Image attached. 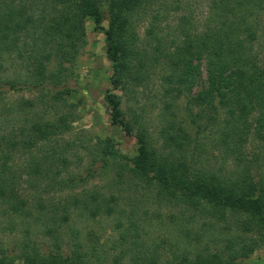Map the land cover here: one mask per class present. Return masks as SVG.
<instances>
[{
    "label": "rangeland",
    "instance_id": "1",
    "mask_svg": "<svg viewBox=\"0 0 264 264\" xmlns=\"http://www.w3.org/2000/svg\"><path fill=\"white\" fill-rule=\"evenodd\" d=\"M219 1L147 0L140 12L130 14L139 38L137 50L144 54L155 53V47L162 53L171 52L177 42L170 40L177 35L180 41L183 27L196 35L215 26L214 21H209L215 4L220 10L236 7V0H222L221 5ZM96 7L103 15L101 28L96 27L94 17L87 16L86 42L79 43L78 51L65 46L58 49L46 43L44 35L37 38L38 33L30 29L23 32L18 41H10L3 53L5 65L0 66V77L27 80L28 83L19 90H8L0 99V138L6 134V143L10 145L7 148L6 144H1L0 159L4 158L6 165L14 169L10 174L14 180L10 179L9 186L19 188L21 199L30 201L42 191L40 195L46 205L50 201L57 202L47 218L51 226L57 227L58 238H53L45 225H34L36 221L24 217L20 210L10 211L0 197V256L6 255L8 263L14 258L12 264H24L21 254L29 250L39 262L46 261L45 264L47 261L55 264H131L134 252L141 249L143 253L149 248L148 253L156 256L159 263L166 264L173 255L193 254L206 244L212 250H219L224 240L232 235L231 231L223 229L230 220L187 204L179 194L176 198L166 197L160 192L157 177L139 183L137 180L131 182L130 174L138 154L139 125H143L149 137L151 153L144 169L151 175L165 173L160 156L169 152L184 162L187 160L186 166L196 173L222 167L225 177L229 172L234 174L239 167L234 159L237 152H230L223 159V148L218 147L221 127L213 125L208 114L215 110L207 101L203 107L195 100L208 85L205 58L193 61V65L200 64L201 77L196 75L190 90L186 85L164 80V75L168 78L173 72L163 55L155 64L141 69L137 67L140 57L135 58L133 62L142 81L116 84L105 32L111 16L109 0H96ZM52 8L47 5L37 16L48 18ZM260 17L264 19V11ZM160 41L166 47L164 44L163 48L158 46ZM261 48L264 50V46ZM52 49L55 53L48 59V51ZM258 56L264 57V51ZM37 64H43L46 77L39 86L33 87L29 83L32 80L29 70ZM177 87L181 90H171ZM110 92L120 97L125 127L112 121L106 98ZM4 103L8 108L5 111ZM220 109L222 112L223 107ZM252 115L256 116L253 112ZM252 115L246 116L251 125ZM171 123L184 127L198 140L202 134L209 135L200 142L197 155L192 157L185 149L173 151L172 141L165 132L167 128L173 131ZM34 126L43 129V133L39 132L42 137L32 135ZM228 140L232 148L234 137ZM242 140L244 144L238 145L241 156L251 161L255 155L261 156L252 161V172H264V144L253 137L251 128ZM111 148L117 153L111 154ZM52 162L60 166L62 174L75 180L73 188L64 184L59 191H45L40 182L37 183L40 190L30 188L26 170L38 163L45 171L49 168L55 171ZM94 194L98 201H90ZM78 195L88 203L77 202L74 196ZM69 200L73 203L70 202L69 207L71 220L61 227L53 225L58 219L57 213L62 212H57L58 209H63L64 202ZM43 221L47 222L46 217ZM28 226L31 227L26 229ZM243 264H264V246Z\"/></svg>",
    "mask_w": 264,
    "mask_h": 264
},
{
    "label": "trees",
    "instance_id": "2",
    "mask_svg": "<svg viewBox=\"0 0 264 264\" xmlns=\"http://www.w3.org/2000/svg\"><path fill=\"white\" fill-rule=\"evenodd\" d=\"M146 1L109 0L111 16L105 32L108 55L113 62L114 82L118 84L123 81L124 85L127 81L141 82L142 79L133 62L134 59L140 57L137 67L141 69L147 67V64H155V61L163 55L173 72L168 74V78L164 75V80L170 84L186 85L190 87V90L196 75L201 77L200 64L193 65V61L204 57L208 85L198 94L199 96L195 97V100L203 107L207 101L212 106L211 109L215 110L214 113L208 114L212 124L221 127L222 133L218 139V147L223 148V159H226L224 158L226 154L230 155V152L235 151L237 153L234 159L239 167H236L234 174L229 172V176L225 177H223L225 171L222 167L219 170L209 168L196 173L195 170L186 166L187 160L184 162L169 152L160 156L161 164L166 169L165 173L160 176L151 175L144 169L151 153L149 137L143 125H139L138 154L135 157L134 166L130 168L131 182H148L157 177L161 184L160 192H164L166 197L176 198L179 194V197L187 204L208 212L209 215L230 220L223 229L231 231L232 235L224 240L222 248L212 250L206 244L193 254L173 255L165 262L166 264H243L258 248L264 246V172H252V161L259 160L261 156L255 155L251 158L252 161L247 160L241 156L242 152L238 148L239 144H244L242 137L249 133L250 128L253 129V137L264 144V64H262L264 57L258 56L264 51L261 48L264 46V19L260 17L264 11V0H236V7L233 10L230 8L220 10L215 4L212 8L213 15L209 17L210 22L216 23L215 26L196 35H192L187 31L188 29L183 27L180 41L177 35L170 40L172 43L177 42L173 51L162 53L159 52V48L154 47L155 53L144 54L137 50L139 38L135 32L134 23L131 22L130 14L133 15L137 10L140 12L141 5ZM221 4H223L222 0L219 1V5ZM47 5H51L56 10L52 8L48 18L45 15L37 16L40 15L42 9L45 10ZM54 12L58 14L55 15ZM87 16L94 17L96 27L101 28L103 15L96 7V0H0V66L5 65V54L3 53L6 48L8 49L10 41H18L21 34L30 29L35 34L38 33L37 38H42L41 35H44L47 38L45 42L54 44L58 49L65 46L76 50L81 41L86 42ZM37 38L34 40L35 43ZM161 41L164 40L161 38ZM161 41L157 44L160 47L164 44ZM255 43L258 44L254 46ZM54 51L53 49L48 51V59L55 53ZM150 57H153V60ZM42 65L37 64L29 70L32 79L29 83L33 87L39 86L46 77L45 67ZM174 77L177 79L174 80ZM27 83V80H10L4 76L0 77V99L4 98L8 90H19ZM171 90L180 91L181 88ZM106 98L111 107L112 121L125 127L126 122L122 117L119 95L110 92L107 93ZM220 106L223 107L222 112ZM3 109L4 111L8 109L6 103ZM252 112L256 116H253ZM249 115H252V125L248 118L246 119ZM170 126H173V131L170 132L167 128L165 132L168 140L172 141L173 151L178 152L185 149L192 157L197 155L198 148L202 145L200 142L204 137L209 136L202 134L198 140L191 137L184 127L176 126L174 123ZM22 132L23 130L20 133ZM39 132L44 131L34 126L32 135L42 137L43 135ZM229 137H234L232 148L229 146L231 145ZM7 140L6 134L2 135L0 146L6 144L9 148ZM19 144H21L20 141ZM1 148L0 150L3 151ZM110 153L116 154L117 151L111 148ZM51 164L56 167L55 171L51 168L45 171L44 166L40 167L38 163L36 167L32 165L26 170V181L31 184L29 187L40 190V184L37 185L40 182L45 191H59L64 184L73 188L72 181L75 180L62 174L60 166L54 162ZM14 172V169L6 165V160L1 158V199L7 203L10 211L20 210L24 217L33 218L36 221L34 225L41 227L45 225L52 237L58 238L57 227L51 226L47 218L57 202L50 201L46 205L40 195L42 191H39L40 193L30 201L21 199L19 188L9 186L10 179H13V175L10 177V174ZM131 188L133 189L132 186ZM74 197L77 202L88 203V200L82 196ZM58 200L62 201L61 198ZM90 201H98L97 195L94 194ZM70 202L73 205L69 200L64 202L63 209H58L57 212H62L57 213L58 219L54 220L53 225L61 227L71 220ZM43 217H46L48 223L43 221ZM148 249L146 248L143 253L141 249L134 252L135 255L130 258L131 264H161L156 260V256L148 253ZM21 256L25 260L24 264L46 263V261L39 262L37 256L32 255L29 250ZM79 257H81L80 254ZM13 260L14 258L8 263L6 255L0 256V264H12ZM47 264L55 263L47 261Z\"/></svg>",
    "mask_w": 264,
    "mask_h": 264
}]
</instances>
